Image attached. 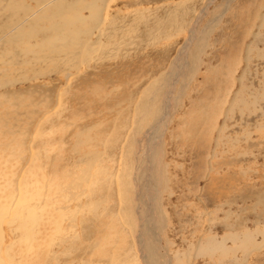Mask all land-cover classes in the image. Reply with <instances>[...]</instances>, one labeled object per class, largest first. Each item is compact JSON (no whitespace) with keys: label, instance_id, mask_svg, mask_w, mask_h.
<instances>
[{"label":"rangeland","instance_id":"374dc122","mask_svg":"<svg viewBox=\"0 0 264 264\" xmlns=\"http://www.w3.org/2000/svg\"><path fill=\"white\" fill-rule=\"evenodd\" d=\"M111 1L74 67L0 13V264H264V0Z\"/></svg>","mask_w":264,"mask_h":264},{"label":"bare ground","instance_id":"6f19581e","mask_svg":"<svg viewBox=\"0 0 264 264\" xmlns=\"http://www.w3.org/2000/svg\"><path fill=\"white\" fill-rule=\"evenodd\" d=\"M32 1H34V5L36 9L24 5L23 4L24 2L22 4L16 2V0H9V3L6 4L5 6L3 5V7L0 4V13L7 10L9 12H12L14 15L11 17V19L7 18L2 25L3 28L6 27L8 29L9 28L14 29L13 35L12 37H10L11 38L10 42L22 43L23 40L29 42L30 39L33 40L37 38L40 32L38 30V26L40 25V23L43 22L44 24L46 23V26L48 28V33L50 34L45 35V33L44 34L42 33V37L40 38L39 44L37 45L39 52H43L45 53V55L65 54L66 57L68 58L67 59L68 62L66 65L71 67L72 66L74 67V64L77 63V59H76L77 54H75L77 50L81 49L82 51H84L83 48H86L87 51L86 56L90 57V53H93L94 51L93 48L90 46V49H87V46H83L81 43H79V40L81 36L87 39L85 41L91 39V36L93 35L92 30L99 28L101 24L104 22L106 18L104 17V15L103 17H101L102 8L104 6H105L104 8H108L109 3H107V0H32ZM39 12L40 14L38 15ZM25 24H27L26 27L23 26ZM194 33H195L194 31L190 32V36L188 37L186 45L184 44L185 46L183 47L184 51L188 49L186 48V46L187 47L189 46L190 44L189 40L193 38L192 36L194 35ZM200 43L197 44L198 45L197 47L199 48L201 46ZM24 46H25V51L27 52H31L33 50V49L31 50V46L26 44V42H24ZM195 53L192 54V57L190 58V62L193 61L195 57ZM189 55L191 56V54ZM185 56L186 54L184 55V52L181 51L180 56H178L177 58V63L175 67H177L178 71L182 70L180 64L181 62H184ZM10 69H12L11 65L7 67V71ZM168 85L170 86L169 83ZM155 95L156 94L153 93L152 99H150L149 97L148 98L149 100H145L144 104H141L138 107L137 111L142 112V114L144 115L151 112V106L149 104L151 101L152 103L155 102V97H156ZM168 101L169 99H165V101L162 103L161 115L166 114L167 109L169 107ZM158 120L154 124L155 126L151 127L150 130L148 131L149 132L148 136L152 135L156 130V129L154 130V128L158 126L157 124L160 122L161 119ZM151 249L148 250L150 253L148 256L151 258L149 261H151V264H157L154 258V253L153 251H151Z\"/></svg>","mask_w":264,"mask_h":264},{"label":"crops","instance_id":"0c3cea01","mask_svg":"<svg viewBox=\"0 0 264 264\" xmlns=\"http://www.w3.org/2000/svg\"><path fill=\"white\" fill-rule=\"evenodd\" d=\"M157 99H155V102H153V103H156L157 101H156ZM145 120V122H146V120H147V118L146 119H144Z\"/></svg>","mask_w":264,"mask_h":264}]
</instances>
